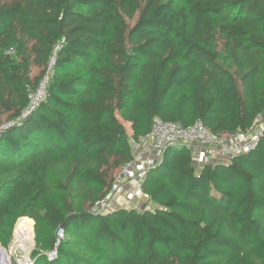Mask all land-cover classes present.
<instances>
[{"label": "trees", "instance_id": "obj_1", "mask_svg": "<svg viewBox=\"0 0 264 264\" xmlns=\"http://www.w3.org/2000/svg\"><path fill=\"white\" fill-rule=\"evenodd\" d=\"M155 117L218 138L264 121V0H0L1 246L29 218L35 264H264V127L201 166L171 144L143 207L92 211Z\"/></svg>", "mask_w": 264, "mask_h": 264}, {"label": "built area", "instance_id": "obj_2", "mask_svg": "<svg viewBox=\"0 0 264 264\" xmlns=\"http://www.w3.org/2000/svg\"><path fill=\"white\" fill-rule=\"evenodd\" d=\"M53 61L54 59L51 60L49 69L38 87L30 93V103L22 117L31 114L45 97ZM9 124H4L2 128L8 127ZM263 127L264 121L262 120L247 131L218 138L201 121L186 127L181 123L168 122L155 117L150 132L138 141H133V159L117 171L109 191L104 198L95 202L92 211L100 213L119 207L137 208L134 203L136 201H144L141 205L139 204V207H143L150 200V196L142 189V182L148 170L158 162L165 148L171 144L180 143L190 147L194 150L195 164L201 166L212 161L209 152L216 145H220L225 161L255 149ZM18 222L10 246L5 248L0 244V250L9 255V259H6L0 253V264H35L32 256L35 242L34 228L32 227L31 230L28 227L19 228ZM58 236L63 237L61 229L58 231ZM58 243L59 240L55 248L47 252L50 259L56 257Z\"/></svg>", "mask_w": 264, "mask_h": 264}, {"label": "crops", "instance_id": "obj_3", "mask_svg": "<svg viewBox=\"0 0 264 264\" xmlns=\"http://www.w3.org/2000/svg\"><path fill=\"white\" fill-rule=\"evenodd\" d=\"M209 154H210L212 161H224L225 160V156L221 151L220 145L214 146L211 152H209Z\"/></svg>", "mask_w": 264, "mask_h": 264}, {"label": "rangeland", "instance_id": "obj_4", "mask_svg": "<svg viewBox=\"0 0 264 264\" xmlns=\"http://www.w3.org/2000/svg\"><path fill=\"white\" fill-rule=\"evenodd\" d=\"M37 73H38V70L37 69L34 70V74H37ZM126 125H127L128 129H129V124H126ZM143 202L144 201H140V202L136 201L134 203L136 204L137 207H139V204L141 205ZM31 221H32L31 219L25 218V220L22 223L19 221L18 225H22L23 227H28L29 229H31L32 227L34 228V222L33 221L31 222ZM34 248H35V242H34V247L32 248V253L34 251Z\"/></svg>", "mask_w": 264, "mask_h": 264}, {"label": "bare ground", "instance_id": "obj_5", "mask_svg": "<svg viewBox=\"0 0 264 264\" xmlns=\"http://www.w3.org/2000/svg\"><path fill=\"white\" fill-rule=\"evenodd\" d=\"M25 220V218H21L19 221L22 223ZM19 223V222H18ZM19 228H22V225H18ZM24 228V227H23ZM31 230V229H30ZM0 253L4 258L9 259V255H7L4 251L0 250Z\"/></svg>", "mask_w": 264, "mask_h": 264}]
</instances>
